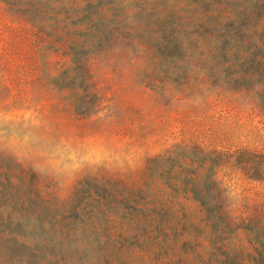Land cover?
Instances as JSON below:
<instances>
[{"label": "rangeland", "instance_id": "rangeland-1", "mask_svg": "<svg viewBox=\"0 0 264 264\" xmlns=\"http://www.w3.org/2000/svg\"><path fill=\"white\" fill-rule=\"evenodd\" d=\"M104 2L87 15L128 22L83 51L82 75L71 47L90 26L72 14L41 28L0 0V180L43 224L30 214L0 264H264V179L251 175L264 39L246 37L264 30V0ZM168 28L193 42L173 54Z\"/></svg>", "mask_w": 264, "mask_h": 264}, {"label": "trees", "instance_id": "trees-1", "mask_svg": "<svg viewBox=\"0 0 264 264\" xmlns=\"http://www.w3.org/2000/svg\"><path fill=\"white\" fill-rule=\"evenodd\" d=\"M6 3L11 11L19 14L22 17L27 18L32 23L38 24L41 28H45V22L50 19H55L57 23H67L70 16L73 14L77 19H74V25H86V28L90 26V31L86 32L87 35H90L92 40L90 43L86 45V48L82 44H74L72 45V56L74 58V63L76 67H74V71L77 74L86 75L88 73V69L86 66V62L84 61V56L81 54L83 51H91L97 49L101 46L104 47L105 39L111 34L117 38L121 32H123V23L128 22V18L124 16L122 19H115L110 23H106L103 18L92 19L91 13L87 15L88 11H93V13H99L105 2L104 0H83L85 4L82 7H75L74 1L76 0H1ZM50 12L55 13V17L48 16ZM65 14L67 17L59 18L56 15ZM80 14H82L80 16ZM100 19V20H99ZM212 19V18H211ZM214 25V28L218 25V21L216 19L210 20ZM138 30L137 27H135ZM78 33H84L83 30H76ZM179 30L168 28L166 29L167 33V43L168 48L173 45V54H178V52L183 51L188 48V44L192 43L191 39L184 40L183 38H179L177 36ZM215 35V32H212ZM223 38L224 42L230 43L231 40L234 39V36L229 31H225L222 35H219ZM246 37L253 43L254 46H258L261 39H264V30L260 31L257 29L247 30ZM218 43L220 42L217 41ZM164 48V46H162ZM167 48V47H166ZM264 48V47H263ZM174 57V55H172ZM258 64H262L263 66V75L259 77L260 79H254L253 81L262 86L261 94L263 95L264 100V54L262 61H259ZM252 169V177L257 179H264V163L262 161L256 162L253 165ZM7 182L0 180V199L5 198L4 203L0 204V260L6 261L9 257L10 250L14 245L21 244L19 241V235L25 231V227L27 225V219L30 218V214H35L36 221H38V226L40 228L43 227L41 214L36 213L35 210H31L28 212V208L23 206L22 203L18 202L20 199V193L15 191L12 188L11 179L7 177ZM196 193V191H195ZM197 198L201 201V203L208 208V210H213L218 217H224L221 206H217L216 208L208 204L206 197L197 196ZM37 199L44 202V198L37 192ZM10 200L13 202V205L9 207L6 202ZM17 200V203H15ZM15 203V204H14ZM40 207V206H39Z\"/></svg>", "mask_w": 264, "mask_h": 264}]
</instances>
